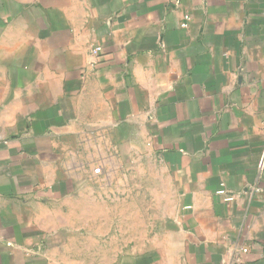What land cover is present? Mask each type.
Listing matches in <instances>:
<instances>
[{
	"label": "crops",
	"instance_id": "1",
	"mask_svg": "<svg viewBox=\"0 0 264 264\" xmlns=\"http://www.w3.org/2000/svg\"><path fill=\"white\" fill-rule=\"evenodd\" d=\"M263 147L264 0H0V264H264ZM147 161L169 226L83 240Z\"/></svg>",
	"mask_w": 264,
	"mask_h": 264
},
{
	"label": "rangeland",
	"instance_id": "2",
	"mask_svg": "<svg viewBox=\"0 0 264 264\" xmlns=\"http://www.w3.org/2000/svg\"><path fill=\"white\" fill-rule=\"evenodd\" d=\"M148 162H146L145 168L138 166L130 168L127 172L128 186L124 187V194L125 189L127 193L124 198L127 200L113 204L115 214L124 213L123 218L115 216L113 219L114 229L119 233L97 234L92 238L90 235H86V239L83 240H113L120 243L129 239L131 248L124 252L132 253L137 252L132 248V245L138 240L152 241L160 230L163 232L169 226L168 216L176 208L175 195L168 183V177L160 169L151 168L153 163ZM127 209L128 217L125 216ZM122 227L124 230L128 229V235L120 233Z\"/></svg>",
	"mask_w": 264,
	"mask_h": 264
},
{
	"label": "built area",
	"instance_id": "3",
	"mask_svg": "<svg viewBox=\"0 0 264 264\" xmlns=\"http://www.w3.org/2000/svg\"><path fill=\"white\" fill-rule=\"evenodd\" d=\"M186 20L189 18L188 16H185ZM184 25H186V23H184ZM258 169H259V172H262L263 169H264V147H263V151H262V156H261V159L259 161V165H258ZM101 169L100 168H97L96 169V172H100ZM218 193H221V194H224L225 193V190L224 189H221L219 190ZM232 199V197H226V200H230ZM243 251H247V249H243Z\"/></svg>",
	"mask_w": 264,
	"mask_h": 264
}]
</instances>
